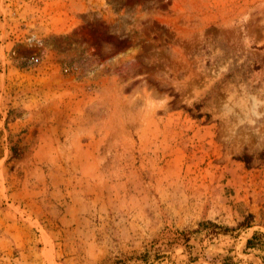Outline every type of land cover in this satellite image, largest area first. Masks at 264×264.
I'll use <instances>...</instances> for the list:
<instances>
[{"label": "rangeland", "instance_id": "obj_1", "mask_svg": "<svg viewBox=\"0 0 264 264\" xmlns=\"http://www.w3.org/2000/svg\"><path fill=\"white\" fill-rule=\"evenodd\" d=\"M253 233L264 0H0V264H261Z\"/></svg>", "mask_w": 264, "mask_h": 264}, {"label": "trees", "instance_id": "obj_2", "mask_svg": "<svg viewBox=\"0 0 264 264\" xmlns=\"http://www.w3.org/2000/svg\"><path fill=\"white\" fill-rule=\"evenodd\" d=\"M202 115L201 114H196L195 116H193L194 118H200ZM205 117H207V115H205ZM9 154H10V158H18L20 156V150L19 148L15 145V144H11L9 146ZM237 161L241 162L245 167H247L249 165V163L251 162V157L247 154H242L239 157L236 158ZM251 219L252 216L250 214H247L243 220L238 223L239 227H244L247 228L249 227L250 223H251ZM199 225H203V224H199ZM206 225L211 226L212 228H215L216 226L210 222H206ZM227 230L226 228L223 229V231ZM264 236L262 234H257V233H253L251 235V237L249 239L246 240L245 242V246L246 248H251V247H255L257 246V244L255 243V241ZM261 245V244H260ZM264 264V257L262 258V263Z\"/></svg>", "mask_w": 264, "mask_h": 264}]
</instances>
